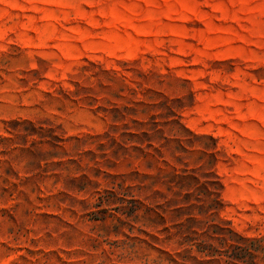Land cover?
Returning <instances> with one entry per match:
<instances>
[{"label":"rangeland","instance_id":"374dc122","mask_svg":"<svg viewBox=\"0 0 264 264\" xmlns=\"http://www.w3.org/2000/svg\"><path fill=\"white\" fill-rule=\"evenodd\" d=\"M0 264H264V0H0Z\"/></svg>","mask_w":264,"mask_h":264}]
</instances>
